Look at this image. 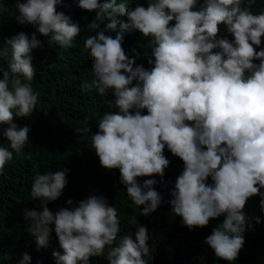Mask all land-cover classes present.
Returning <instances> with one entry per match:
<instances>
[{"label":"clouds","instance_id":"obj_1","mask_svg":"<svg viewBox=\"0 0 264 264\" xmlns=\"http://www.w3.org/2000/svg\"><path fill=\"white\" fill-rule=\"evenodd\" d=\"M60 3H19L17 22L35 26L38 33L50 36V42L70 45L80 28L56 12ZM244 3L204 0L193 11L197 0H149L147 8L131 10L117 0L102 4L79 0L81 9L97 12V20L109 18L108 30L120 26L114 38L100 31L84 42L93 61L94 78L83 87L100 95L111 90L114 101L109 107L118 109L105 112L98 120L99 131L91 136L102 167L119 169L128 196L135 205L144 206L142 215L148 216L160 206L161 196L153 187L154 179L141 186L137 178L164 176L170 163L163 155L167 146L184 162L171 193L174 214L190 230L225 216L205 243L217 258L228 262L237 259L246 226L251 227L242 211L246 201L264 188V50L257 52L253 47H259L264 36V13L249 11L255 0H247L248 6L241 7ZM117 16L127 17V22L121 23ZM173 20L174 26H169ZM221 24L234 36L233 42L217 38ZM90 28L98 25L93 22ZM133 31L151 38L148 47L154 67L150 71L133 67L135 61L122 47L125 33ZM7 44L12 58L9 71H3L0 79V125H7L3 136L11 150L0 147V173L13 153L22 155L28 142L30 128L13 123V111L18 117L30 116L39 97L31 87L35 75L31 52L41 42L35 34L30 40L21 32ZM254 60L260 63L254 64ZM145 109L147 115H142ZM81 131L88 133L90 128ZM209 177L211 185L206 183ZM66 183L64 170L34 178L31 196L42 201V211L26 210L25 218L31 220L29 232L39 247L48 246L54 227L64 252H53L57 264H89L90 257L104 255L106 248L109 264H148L142 258L152 259L143 226L137 228L135 241L124 238L118 247H112L120 221L103 196H90L72 210L63 208L53 214L46 205L60 197ZM29 260L25 253L21 264Z\"/></svg>","mask_w":264,"mask_h":264},{"label":"trees","instance_id":"obj_2","mask_svg":"<svg viewBox=\"0 0 264 264\" xmlns=\"http://www.w3.org/2000/svg\"><path fill=\"white\" fill-rule=\"evenodd\" d=\"M25 2L0 0V79H3V71H9L12 58L11 48L7 44L9 39L23 32L30 40L35 34L41 42V47L31 52L35 68L31 87L39 93L35 110L28 117L15 116L13 111V123L18 127L30 128L28 142L22 155L13 153V159L0 173V264H21L25 253L30 257L28 264H57L53 252L64 254L54 227L48 246L39 247L35 236L29 232L31 220L25 218L26 210L42 211V201L31 196L35 176L61 170L65 171L67 183L60 197L47 203L48 209L53 214L63 208L72 210L90 196H103L108 205L116 209L120 221L112 247H118L124 238L135 241L137 228L143 226L148 232L152 259L142 258L148 264H264V210L261 209L264 188L260 189L259 194L248 198L242 210L249 218L251 227L246 226L245 243L237 259L233 262L219 259L205 241L226 217L222 215L210 219L207 226L190 230L184 226L182 218L174 214L170 204L173 199L171 193L175 189L176 180L184 171V162L174 156L167 146L163 155L170 163L164 176L137 178L141 186L146 180L154 179L156 184L153 187L161 196V204L156 211L148 216L142 215L144 206L132 202L126 185L121 183L119 169L103 168L91 143V136L99 131V118L105 112L118 111L109 107L110 102L114 101L113 92L109 90L100 95L95 89L83 87L94 78L93 61L85 49V40L100 31L114 38L120 26L114 31L108 30L106 25L110 20L107 16L97 20V12L81 9L79 0H61L56 6V12L69 17L71 23L78 25L80 32L70 45H59L50 42V36L44 37L38 33L35 26L17 22V5ZM104 2L98 0V3ZM121 2L131 10L137 6L147 8L149 4V0H117V3ZM203 3L204 0H197L192 10H199ZM246 6L247 0L241 7ZM249 11L253 15L264 13V0H255ZM117 19L121 23L127 22L125 16H117ZM93 22L98 25L97 29L90 28ZM174 24L173 20L169 26ZM217 38L234 41V36L227 32L223 24L219 25ZM150 40V37L145 38L139 31L125 33L122 47L128 58L135 61L133 67L142 66L149 71L154 67V57L148 47ZM253 47L257 52L264 50V36L261 37V45ZM150 59L152 64H149ZM253 63L258 65L260 61L254 60ZM131 111L134 114L135 110ZM141 114L147 115V110H142ZM6 127L0 125V147L11 150L3 136ZM84 128H90V131L82 132ZM206 183H213L211 177ZM68 200H72L73 204L69 205ZM133 217L136 218V224L133 223ZM256 218H259V224ZM89 264H109L107 248L104 255L90 257Z\"/></svg>","mask_w":264,"mask_h":264}]
</instances>
